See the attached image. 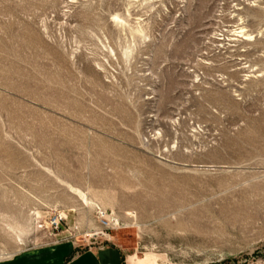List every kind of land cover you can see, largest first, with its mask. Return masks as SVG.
Instances as JSON below:
<instances>
[{
    "label": "rangeland",
    "instance_id": "rangeland-1",
    "mask_svg": "<svg viewBox=\"0 0 264 264\" xmlns=\"http://www.w3.org/2000/svg\"><path fill=\"white\" fill-rule=\"evenodd\" d=\"M264 264V0H0V263Z\"/></svg>",
    "mask_w": 264,
    "mask_h": 264
},
{
    "label": "crops",
    "instance_id": "crops-1",
    "mask_svg": "<svg viewBox=\"0 0 264 264\" xmlns=\"http://www.w3.org/2000/svg\"><path fill=\"white\" fill-rule=\"evenodd\" d=\"M0 264H131L117 247L91 248L74 254L70 245L20 255Z\"/></svg>",
    "mask_w": 264,
    "mask_h": 264
}]
</instances>
